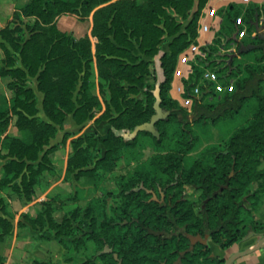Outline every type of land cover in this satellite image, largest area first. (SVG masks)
<instances>
[{"label":"trees","instance_id":"trees-1","mask_svg":"<svg viewBox=\"0 0 264 264\" xmlns=\"http://www.w3.org/2000/svg\"><path fill=\"white\" fill-rule=\"evenodd\" d=\"M207 2L25 0L14 11L13 19L24 21L23 18L33 17L30 35L21 40L14 36L15 28L10 24L0 29L5 52L0 75L11 77L8 87L15 94L11 108L0 105V148L6 149L2 155L8 158L3 165L0 190L10 185L19 197L31 198L34 183L47 167L50 151L56 147L45 146L63 129L66 114L73 113L77 122L87 116L92 96L86 78L93 60H96L100 78L107 81L111 102L120 111L117 128L133 130L149 122L155 112L157 90L160 106L168 112L155 121L156 132L143 129L129 136L127 131L124 134L128 136H124L111 131V136L103 139L106 155L95 162L96 166L110 159H113L112 164L116 163L123 148L131 149L138 144L140 133L161 143L167 138L169 128H177L172 137H176L178 148L157 155L151 166L136 169L130 176L132 182L121 190V203L118 199L108 207L106 198H101L99 222L94 219L84 224L76 234L74 231L78 228L73 220L77 219L79 210L64 214L61 221L56 220L54 209L48 204L35 216L24 214L38 232V238L56 239L67 252H70L65 245L67 240L75 242V248L89 239L94 240L100 250L105 245L112 248V252H100L81 264H171L188 248L187 234L207 235L222 248H227L264 230V221H256L253 216L264 196V166L259 167L264 161V91L261 86L264 81V33L258 32L250 40L230 38L229 41L237 43L240 54L259 53L255 56L257 64H244L243 70H238L243 76L236 79L234 90L219 101L203 102L194 93H187L184 96L192 99L191 110H188L170 94L179 54L197 42L200 18ZM234 6L229 4V9ZM90 13V34L78 40L56 25V18L61 14H74L84 19ZM238 14V10L228 14V20L239 30L242 26L237 20ZM260 15V6L250 4L245 8L243 19L253 27ZM92 37L96 39L94 43ZM212 49L211 52L220 53L218 48ZM27 77H35L38 89L44 93L43 108L47 118L34 117L38 109L34 91L25 83ZM80 80L82 91L77 98L74 91ZM130 93L139 94V98L130 97ZM252 99L257 104L251 118L221 145L205 149L204 155L210 154L211 160L200 157L192 165L184 163L183 154L191 148L195 138L192 123L216 124L223 118L234 117ZM12 114L16 115L15 124L22 130L20 136L7 131ZM82 141L71 142L65 179L70 178L75 169H78L76 175H89L94 169L84 168L94 156L89 145L83 146ZM152 171L169 173L165 182L169 185L179 177L200 190L198 201L193 203L186 197L178 200L181 193L172 192V184L167 187L163 200H150L146 189L152 188L149 184ZM134 181L138 182L137 186ZM118 195L120 198V193ZM90 211L88 207L86 214ZM9 213L0 195V243L14 227ZM4 261L0 253V264ZM181 264H224V258L214 255L208 245L199 243L182 256Z\"/></svg>","mask_w":264,"mask_h":264},{"label":"rangeland","instance_id":"rangeland-1","mask_svg":"<svg viewBox=\"0 0 264 264\" xmlns=\"http://www.w3.org/2000/svg\"><path fill=\"white\" fill-rule=\"evenodd\" d=\"M24 2L25 0H0V29L10 24L12 28H15L14 36L19 37L21 40L30 35L31 27L34 23L33 17L23 18L24 21L21 18L13 19L14 11L20 8ZM236 10L239 12L237 20L242 26L239 30L228 20V14H234ZM244 11L245 7L239 5H235L232 9H229V3L226 0L219 3H207L204 8L200 18L199 37L205 36V38L202 37L201 43L199 41L193 43L179 54L173 73V83L170 88V93L173 90L178 96L179 103L188 110H191L192 99L185 97V94L194 93L203 102H217L224 95L234 90L236 79L243 76V73H240L238 70H243L244 64H257L255 56L258 53L252 52L238 56L235 43L229 41L231 37L250 40L259 32L255 25L251 27L244 22ZM62 15L71 16L72 18V21L67 22L69 23L68 30L74 28L73 22H75L76 25L82 28L81 31L77 29L76 32L82 34L85 30H89L86 35L90 34L92 28V25L89 28V22L92 21L91 13L84 19H80L74 14H61L58 17ZM58 17L56 18V25ZM178 20H181V18ZM259 25H262L260 31L263 32L264 13L259 17ZM62 32L69 34L75 40L83 37H76L73 31ZM95 40L92 37L93 43ZM1 42L2 36L0 34V68L3 66L1 60L5 57ZM198 44L201 45L198 46ZM166 46L167 44L164 43V47ZM200 46H204L205 48H201ZM213 46L220 50L219 54L211 52L214 50L212 49L214 48ZM232 53H236V55L230 60ZM150 66L152 67V65ZM234 71V75H230ZM89 72L90 74L86 79L88 92H90L92 99L88 102L87 116L83 121L77 122L73 117V113L66 114L63 129H60L57 135L51 138L50 143L45 146V148H49L52 145L56 147L50 151L47 167L42 170L36 183H34L31 198L27 199V196L19 197L17 193L13 192V188L10 185L0 190V195L7 210H9L10 203L16 204L19 216L24 217L25 213L29 214L27 212L28 209L23 208L21 211H18L21 205L17 201L15 203L12 202V200L17 198L20 200H32L34 196H37V209L33 216L47 204L57 211H55L57 217H62V215L72 210H79L77 219L73 220L75 226L78 228L74 231L76 234L83 229L84 224H90L94 219L96 222L101 220V213L98 207L101 198H106L108 207L118 199H120L121 203V190L132 182L130 176L136 169L144 165L151 166L157 155L165 154L173 148H178L176 137H172L177 132V128H169L170 132L167 138L161 143H156L146 133H140L138 144L131 149L123 148L121 150L122 154L116 163L112 164L113 159H110V162H104L96 166L95 162L106 155V142L103 139L111 136V131L115 135H123L125 132L128 131L130 133L134 129L126 130L116 127V121H120V111L110 100V90L107 81L100 78L96 67V60L90 63ZM81 75H83V72H81ZM10 80V76L3 77L0 75V105L8 108L13 106L15 98L14 92L8 87ZM25 83L33 89L35 94V107L38 109V112L34 117H37L38 120L40 118H47L43 108L44 93L38 89L37 79L35 77H27ZM80 83L81 80L78 83V88L74 91V96L77 98L81 97L82 90L79 89ZM261 86L264 91V81ZM129 96L139 98V94L130 93ZM256 104V100L252 99L234 117L223 118L216 124L211 122L205 124L192 123L191 128L195 138L191 143V148L183 154L184 163L192 165L200 157L206 161L211 160L210 154L204 155L205 149L209 146L221 145L237 127L251 118ZM154 113H156V110ZM15 120L16 115L12 114L7 131L10 135L20 136L22 130L17 127ZM65 133L67 135L64 137ZM87 135H90L89 140H86ZM78 139H83V146L89 145V149L94 156V160L84 168L94 169L89 175L84 173L76 175L78 169H75L70 175L71 177L65 179L68 156L72 150L71 142ZM5 153L6 149L0 148V179L4 177L3 165L8 160L6 156L2 155ZM263 166L264 161H262L259 167L262 168ZM150 173L149 184L155 190V194L157 193L156 195L172 184L174 185L172 192L184 193L186 198L193 203L198 201L200 190L186 184L181 178L178 177L175 181L170 182L169 185V183H165L170 176L169 173L163 171H152ZM52 183H57L56 187L45 194L44 191L48 190ZM133 183L135 186L138 185L137 181ZM88 207L91 209L90 214H86ZM197 209L200 210L199 206ZM9 214L6 216L9 217L11 215ZM253 216L256 221H264V196L262 204L254 212ZM34 233L36 234L35 238H38V232ZM205 241L211 243L213 240L205 238ZM65 245L70 248V252H67L66 247L59 241H55V244L49 247L52 251L62 253L61 258L55 261L56 264L58 262L60 264H81L86 260L95 258L100 252H112L110 246L108 249H105L106 245L100 250L99 246L92 239L87 240L85 244L76 248L74 247L75 242H71V240L70 242L67 240ZM42 249L38 252L43 253L48 248L43 247Z\"/></svg>","mask_w":264,"mask_h":264},{"label":"crops","instance_id":"crops-1","mask_svg":"<svg viewBox=\"0 0 264 264\" xmlns=\"http://www.w3.org/2000/svg\"><path fill=\"white\" fill-rule=\"evenodd\" d=\"M223 1L225 0H208L207 3H211V2L219 3ZM226 2L229 4L239 5L245 8H247L250 4H257L261 8V14L263 15L264 13V9H263L264 0H226ZM71 19H72L71 16H67V15H62L61 17H58L57 19L58 28L62 31H71V32L73 31V34L76 37L86 35L87 31L89 30H85V32L82 34H80L79 32H76L77 29L78 31H81L82 28L81 26L76 25L75 22H73L74 28H71V30L70 29L68 30L69 23L67 22L72 21ZM91 25H92V21L89 22V28L91 27ZM263 33L264 31L260 34H263ZM202 37L205 38V36H202ZM202 37L201 36L199 37V34H198L197 42L199 41L201 43ZM240 39L237 38V40H240ZM199 45L201 44H198V46ZM235 45L237 48L238 56H243L245 54L252 53V52L259 53V51H251L245 54H240L238 52L237 43H235ZM172 83H173V79H172L171 84ZM170 94L173 98L178 100V96L173 90ZM56 184L52 183L50 185V188H48V190L46 189L44 193L46 194L49 191L53 190V188L56 187ZM36 199H37V196H34V199L32 200H20L19 198H17V199L12 200V202L15 203L17 201L21 205V207L18 208V211L19 210L21 211L23 208H27L28 209L27 212L29 213V215L33 216L37 209ZM15 205L16 204L10 203L8 207L10 214H11L9 218L12 220V223L14 225L13 230L10 234L5 236L3 241H1L0 243V253L5 257L4 264H37L36 262L45 263V264H56L55 261L61 258L62 253L58 251H54V250L52 251V249L49 247H52L53 244H55V241L57 240L52 238V239H43L41 241L40 238H35L36 234L34 232L36 231L32 228L28 220H26L23 216H19V214H17V206ZM55 211L56 210H54V214H53L54 217L56 218L57 221H61L63 215L62 217H57L55 214ZM18 221H20L21 224H18ZM259 221H262V220H259ZM259 238L260 236L258 234H254L240 241L234 242L232 245H230L227 248H222L219 244L215 243L214 241H212L211 243L208 242V245L211 247L212 252L215 255H217L220 258L225 259L228 256H230L232 253L237 252L238 250H246L250 248L252 245H254L258 241ZM43 247H46L48 249L43 251V253L40 252L41 253L40 254L38 251L43 250L42 249ZM58 264L60 263L58 262ZM232 264H264V245L260 246L259 248L253 250L250 253L240 256L234 262H232Z\"/></svg>","mask_w":264,"mask_h":264},{"label":"water","instance_id":"water-1","mask_svg":"<svg viewBox=\"0 0 264 264\" xmlns=\"http://www.w3.org/2000/svg\"><path fill=\"white\" fill-rule=\"evenodd\" d=\"M255 26L257 28V30L262 33L260 30L262 28V25L260 26L259 25V21L256 20L255 21ZM235 55V53H232L231 56H230V60L233 59V56ZM156 95H157V99L154 103V108L156 110V113H154L151 117V120L149 122H146L144 124H141V125H138L134 128V130L132 132L129 133V136H134L139 130H143V129H147V130H150L152 132H156L155 131V127H154V123L156 120H158L159 118H162L164 117L168 112L164 109L161 108L160 106V98H159V93H158V90L156 91ZM124 136H128V134H123ZM226 185L224 186H220V190L225 187ZM189 238H190V247L186 250H183L182 252H180L178 258L172 263V264H180L181 262V257L188 251V250H191L193 248V245L194 243L197 241V240H200L201 242H203V239L200 235H197V236H194V235H191L189 234ZM264 245V231L261 233V236L260 238L258 239V241L252 245L250 248L246 249V250H238L237 252H234L232 253L230 256H228L227 258L224 259V264H232V262H234L237 258H239L240 256H243L247 253H250L252 252L253 250L259 248L260 246ZM109 246L106 245L105 246V249H108ZM110 250V249H109ZM117 264H121V262H118Z\"/></svg>","mask_w":264,"mask_h":264},{"label":"flooded vegetation","instance_id":"flooded-vegetation-1","mask_svg":"<svg viewBox=\"0 0 264 264\" xmlns=\"http://www.w3.org/2000/svg\"><path fill=\"white\" fill-rule=\"evenodd\" d=\"M146 192H148V193H150V197H149V199L150 200H157V201H161V200H163L164 198H165V196H167V188L166 189H164V190H162L158 195H156L155 194V190H153V188H148V189H146ZM186 196L184 195V193H182L181 194V197L180 198H177L178 200L179 199H181V198H185ZM168 199L170 200L171 199V195L169 194L168 195ZM264 231V230H263ZM263 231H261V232H258V233H256V234H258L259 236H261V233L263 232ZM191 235H194V236H197V235H200V234H191ZM201 237H202V239H203V242H201L200 240H197L195 243H194V245H193V248L191 249V250H193L194 249V247L196 246V245H198L199 243H201V244H206V245H208V242H206L205 241V238H210L209 236H202V235H200ZM251 236V235H250ZM187 237L189 238V234H187ZM189 242H190V238H189ZM190 245H191V243L189 244V246H188V248L190 247ZM209 246V245H208ZM187 248V249H188ZM186 250V249H185ZM191 250H188V251H191ZM187 251V252H188ZM213 253V252H212ZM214 254V253H213ZM215 255V254H214ZM179 256V255H178ZM217 256V255H216ZM178 258V257H177ZM176 258V259H177ZM220 258V257H219ZM175 259V260H176ZM181 259H182V257H181ZM200 259H202V257H200ZM174 260V261H175ZM173 261V262H174ZM172 262V263H173ZM171 263V264H172ZM180 264H181V262H180Z\"/></svg>","mask_w":264,"mask_h":264}]
</instances>
